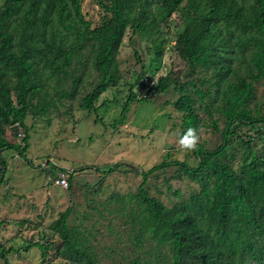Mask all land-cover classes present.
Wrapping results in <instances>:
<instances>
[{
	"label": "trees",
	"instance_id": "trees-1",
	"mask_svg": "<svg viewBox=\"0 0 264 264\" xmlns=\"http://www.w3.org/2000/svg\"><path fill=\"white\" fill-rule=\"evenodd\" d=\"M94 1L105 12L98 25L86 17L84 0H5L0 10V188L7 181L9 167L5 151L12 149L27 156L34 128L28 119L30 115L33 119L43 117L53 103L46 93L42 102H33L52 82L48 79L59 78L64 72L60 79L66 81L76 75V65L91 60L99 79L80 106L98 114L105 106V102L97 105L101 95L124 77L118 55L127 30H153L159 20L168 21L184 0H160L157 5L155 0ZM192 1L194 13L177 43L189 49L188 76L199 73V83L175 80L171 89H179L180 95L173 106L184 113L186 128H200V111H206L213 117L208 126L221 132V142L213 147L200 142L184 159L166 153L162 161L141 170L143 181L136 192L111 195L109 200L120 203L122 215L138 231L133 239L138 254L132 264H264V0H221L215 14L204 15L198 12L202 0ZM159 44L155 42L162 56ZM81 75L73 77V84L82 82ZM160 86L164 91L170 88L163 83ZM76 93L73 89L63 96L74 99ZM133 101L141 99L131 92L113 127L126 122ZM8 129L13 140L6 136ZM21 135L24 145L17 141ZM259 143L262 147L258 150L255 146ZM240 149L243 154L236 162L234 151ZM120 164L83 168L108 175ZM172 167H176L175 179H187L198 189L168 205L151 195L147 183L150 175ZM62 169L56 179L66 173L65 187L72 190L80 168ZM53 179L49 181L52 184L56 183ZM175 195L183 194L178 189ZM19 207L14 208L22 211V205ZM14 208L11 210L17 215L9 217L1 212L7 210L5 206H0V227L14 230L7 220L18 219L13 224L20 228L0 245L1 262L12 264L11 255L34 247L46 258L54 246L60 264H100L89 237L83 234L82 222L74 226L68 221L73 206L50 224L59 243L52 238L49 246L19 241L25 237L22 230L26 227L21 226L29 218H19Z\"/></svg>",
	"mask_w": 264,
	"mask_h": 264
},
{
	"label": "rangeland",
	"instance_id": "rangeland-1",
	"mask_svg": "<svg viewBox=\"0 0 264 264\" xmlns=\"http://www.w3.org/2000/svg\"><path fill=\"white\" fill-rule=\"evenodd\" d=\"M159 1L155 0L154 5ZM220 1L202 0L198 12L203 15L215 14ZM4 3L5 0H0V10ZM192 4V0H184L168 21L159 20V25L153 30L136 33H133L132 28L127 30L124 45L118 55L124 77L117 86L101 95L97 105L105 102V106L98 114L80 106L83 97L99 79L91 60L85 65H76V75L72 74L66 81L60 79L65 75L64 72L59 78L56 75L50 77L48 81L52 79V82L44 86L45 92L33 98L34 103L42 102L46 93L48 100L51 99L53 103L43 117L33 119L30 115L28 119V124L34 125V128L31 130V145L26 150L27 156L12 149L5 151L9 167L7 181L0 188V201H4L0 202V206L7 209H1L3 215L8 213L9 217H15L17 214L11 208L22 205V211L14 208L19 213L18 217L29 218V222L21 226L26 227L22 230L26 238L19 239L21 243L40 241L46 246L52 240L59 243L57 237L53 238L50 224L59 218L62 211L73 206L68 221L74 226L82 222L83 234L89 237V245L100 264H132L138 254L133 240L138 231L129 222V218L122 215L120 203L109 200V197L118 193L136 192L143 181L141 170H148L162 161L166 153L180 159L190 153L182 150L178 144L187 128L183 124L184 113L173 106L180 90L171 87L175 86L177 79L185 83L191 80L199 83V73L188 76L191 69L189 49L177 43L189 15L194 13ZM83 9L94 25L101 22L105 13L94 0H84ZM156 41L160 43L162 56L158 55ZM71 68L72 64L68 66V71ZM143 71L145 74L142 77L140 74ZM77 75H81L83 80L73 84V77ZM161 83L170 88L162 90ZM73 89L77 90L74 99L63 96L65 91L72 92ZM189 90L194 92V87L190 85ZM131 92L137 93L141 101L131 102L126 122L113 127ZM13 97L16 99L17 90H14ZM200 118L202 126L198 128L199 143L204 142L209 147L218 145L221 132L208 126L213 117L206 111H200ZM6 136L13 140L11 129L7 130ZM23 136L17 141L24 145L21 140ZM260 147L261 143L255 146L258 150ZM234 152L237 154L236 162L240 161L242 150ZM117 162L121 163L119 168L108 175L95 169L83 168L88 165L106 167ZM45 163H49V166H45ZM135 166L139 170H135ZM62 167L69 168V171L80 168L76 172L72 190L49 182L53 177L55 181ZM175 174L176 167H172L150 175L147 185L151 195L159 196L168 205H174L198 189V185L187 179H175ZM178 189L183 194L181 197L175 195ZM27 191L32 193L27 194ZM5 196L8 197L4 200ZM132 201L135 202L134 199ZM14 220H7L12 223L13 226H10L14 230L5 229L3 225L0 227V245L18 233L20 228L13 224L18 219ZM47 252L44 258L42 250L34 247L28 252L23 250L11 255L10 261L12 264H60L62 260L56 247L52 246ZM0 264L5 263L0 260Z\"/></svg>",
	"mask_w": 264,
	"mask_h": 264
},
{
	"label": "clouds",
	"instance_id": "clouds-1",
	"mask_svg": "<svg viewBox=\"0 0 264 264\" xmlns=\"http://www.w3.org/2000/svg\"><path fill=\"white\" fill-rule=\"evenodd\" d=\"M200 141V132L197 128L189 127L178 140V144L182 150L192 151L198 147Z\"/></svg>",
	"mask_w": 264,
	"mask_h": 264
},
{
	"label": "built area",
	"instance_id": "built-area-1",
	"mask_svg": "<svg viewBox=\"0 0 264 264\" xmlns=\"http://www.w3.org/2000/svg\"><path fill=\"white\" fill-rule=\"evenodd\" d=\"M56 183L63 185V186H67L68 185V181H67V174H62L60 178L56 179Z\"/></svg>",
	"mask_w": 264,
	"mask_h": 264
}]
</instances>
